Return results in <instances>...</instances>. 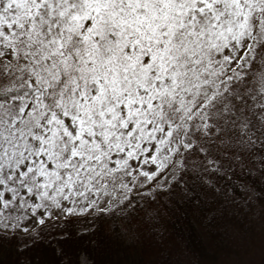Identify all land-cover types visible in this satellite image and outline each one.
Masks as SVG:
<instances>
[{"label": "snow or ice", "instance_id": "1", "mask_svg": "<svg viewBox=\"0 0 264 264\" xmlns=\"http://www.w3.org/2000/svg\"><path fill=\"white\" fill-rule=\"evenodd\" d=\"M101 219L264 264V0H0V264H101Z\"/></svg>", "mask_w": 264, "mask_h": 264}, {"label": "trees", "instance_id": "2", "mask_svg": "<svg viewBox=\"0 0 264 264\" xmlns=\"http://www.w3.org/2000/svg\"><path fill=\"white\" fill-rule=\"evenodd\" d=\"M174 219V218H173ZM120 221L114 219H101L96 225L97 235L95 241L99 244V259L101 264H138L144 258L143 247L134 242L129 236L122 235ZM169 228L172 230L173 239L170 247H173L171 259H183L181 249L175 248L180 235L189 236L193 247H197L199 226L193 221L188 224L187 221H176L175 227L171 220L168 221ZM45 260L49 259L48 254H44ZM11 261L13 257L0 255V260Z\"/></svg>", "mask_w": 264, "mask_h": 264}]
</instances>
